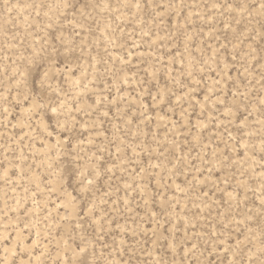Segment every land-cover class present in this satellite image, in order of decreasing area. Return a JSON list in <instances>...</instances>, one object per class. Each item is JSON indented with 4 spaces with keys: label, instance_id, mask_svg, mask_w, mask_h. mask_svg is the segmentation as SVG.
Listing matches in <instances>:
<instances>
[{
    "label": "rangeland",
    "instance_id": "obj_1",
    "mask_svg": "<svg viewBox=\"0 0 264 264\" xmlns=\"http://www.w3.org/2000/svg\"><path fill=\"white\" fill-rule=\"evenodd\" d=\"M262 4L0 0V264H261Z\"/></svg>",
    "mask_w": 264,
    "mask_h": 264
},
{
    "label": "snow or ice",
    "instance_id": "obj_2",
    "mask_svg": "<svg viewBox=\"0 0 264 264\" xmlns=\"http://www.w3.org/2000/svg\"><path fill=\"white\" fill-rule=\"evenodd\" d=\"M261 7H264V4H262ZM261 264H264V261H261Z\"/></svg>",
    "mask_w": 264,
    "mask_h": 264
}]
</instances>
